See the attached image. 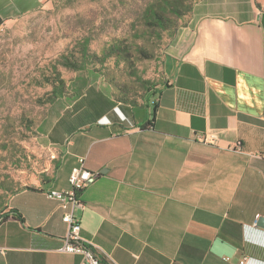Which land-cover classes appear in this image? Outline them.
Here are the masks:
<instances>
[{
	"label": "crops",
	"instance_id": "1",
	"mask_svg": "<svg viewBox=\"0 0 264 264\" xmlns=\"http://www.w3.org/2000/svg\"><path fill=\"white\" fill-rule=\"evenodd\" d=\"M51 1L0 0V25ZM162 69L140 103L91 84L49 122L52 167L9 195L0 264H80L49 195L80 157L101 174L75 214L108 264H264V0H196Z\"/></svg>",
	"mask_w": 264,
	"mask_h": 264
},
{
	"label": "rangeland",
	"instance_id": "2",
	"mask_svg": "<svg viewBox=\"0 0 264 264\" xmlns=\"http://www.w3.org/2000/svg\"><path fill=\"white\" fill-rule=\"evenodd\" d=\"M154 2L53 0L0 25V209L13 191L44 178L52 167L48 124L89 85L105 84L115 97L137 104L163 80L166 45L196 0H183L181 17L167 14L166 28L148 21L146 10ZM84 40L98 56L118 42L124 56L85 59ZM63 55L84 67L64 66ZM61 80L64 97L56 96Z\"/></svg>",
	"mask_w": 264,
	"mask_h": 264
},
{
	"label": "built area",
	"instance_id": "3",
	"mask_svg": "<svg viewBox=\"0 0 264 264\" xmlns=\"http://www.w3.org/2000/svg\"><path fill=\"white\" fill-rule=\"evenodd\" d=\"M101 173L92 171L86 166L85 157H80L78 163L72 168L69 176V187L65 190H51V197L59 198L64 208L71 207L72 212H67L63 220L69 225V232L64 237L63 245L60 248L63 252L79 254L81 256L80 264H108L103 261L94 251V242L83 235L81 218L75 214L77 208H83L84 203L81 200L80 193L87 186L92 184ZM229 260V257H225ZM247 256L243 255L238 264H246Z\"/></svg>",
	"mask_w": 264,
	"mask_h": 264
},
{
	"label": "trees",
	"instance_id": "4",
	"mask_svg": "<svg viewBox=\"0 0 264 264\" xmlns=\"http://www.w3.org/2000/svg\"><path fill=\"white\" fill-rule=\"evenodd\" d=\"M183 0H155L154 3L150 4L146 10V16L148 17V21L152 25L165 27L167 22L170 21L169 18L166 17L167 14H173L177 17H181L184 14L183 8H182ZM166 28V27H165ZM88 40L83 41V55L85 59H98V60H106L111 57L120 58L121 56H124L123 53V46L118 42H112L110 45L104 48L102 56H98L97 54H93L89 51L88 47ZM128 53L127 51H125ZM124 59V58H122ZM61 63L71 69L79 70L84 67L83 63L79 62L77 59L71 58L69 55H63L60 59ZM53 92H57L56 96L64 97L65 96V86L64 81L61 80L59 82L58 88L55 90V87H53ZM150 91V89L148 90ZM152 95L155 94L154 90L151 91ZM121 101H127L126 98H119ZM154 114V113H153ZM154 116V115H153ZM150 122H147L149 124ZM35 189L33 186L25 185L22 187H18L15 191L12 193L18 192L22 189ZM11 193V194H12ZM10 217L23 219L22 214L19 212L16 208H10L6 204L2 209H0V225L3 224L5 221H7Z\"/></svg>",
	"mask_w": 264,
	"mask_h": 264
},
{
	"label": "water",
	"instance_id": "5",
	"mask_svg": "<svg viewBox=\"0 0 264 264\" xmlns=\"http://www.w3.org/2000/svg\"><path fill=\"white\" fill-rule=\"evenodd\" d=\"M259 223L264 225V218L259 219Z\"/></svg>",
	"mask_w": 264,
	"mask_h": 264
}]
</instances>
